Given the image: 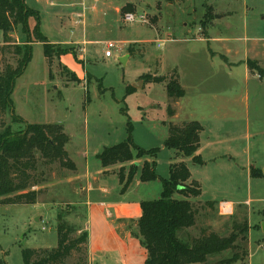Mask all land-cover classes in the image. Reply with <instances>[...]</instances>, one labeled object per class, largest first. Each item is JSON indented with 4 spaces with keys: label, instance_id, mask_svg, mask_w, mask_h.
<instances>
[{
    "label": "rangeland",
    "instance_id": "1",
    "mask_svg": "<svg viewBox=\"0 0 264 264\" xmlns=\"http://www.w3.org/2000/svg\"><path fill=\"white\" fill-rule=\"evenodd\" d=\"M88 1L91 4L96 3L94 0ZM110 2L113 8L108 10L109 13L105 14L104 18L106 32L98 45L91 46L93 48L90 50L88 61L80 66L81 73L88 74L85 77L86 85H80L81 81L77 75L71 74L59 64L62 55L60 49L51 50L50 62L45 57L44 45L34 43L32 60L23 76L16 81L12 96L18 113L28 123L18 117L14 110H10L4 116L5 127L0 128V133L7 127L13 133H19L29 124L62 125L70 138L66 149L71 160L80 172L88 168L94 172L100 168L96 156L104 148L127 140L130 122L133 125V140L137 146L145 150H161L157 159V172L160 177L167 179L169 161L174 154L173 150L164 148L169 124L181 125L187 122L191 113L197 118L194 120L209 121L211 113L208 107L211 104V96L208 94H224L231 105L238 106L234 107L229 115L238 114L240 117L234 125L230 123L221 133L218 131V134L232 142L230 145L235 149L240 165L246 167L249 162L255 169L264 173V79H260L259 75L248 78L244 64L241 63L249 57L251 62L264 69V46L261 42H255L264 39V0H214L211 3L207 0ZM127 6L128 10L124 11ZM116 8H121V11L115 13ZM235 13L237 14L234 16ZM216 14H226L234 18L232 20V17H229L226 24H223L224 21L219 22L220 26L210 29V23L217 22L214 19ZM129 15L143 16L145 22L126 24ZM209 29V41L200 40L198 37L204 34L206 36ZM246 33H249L248 40ZM21 34L22 40L26 41L27 36ZM108 42L116 44L119 48L112 51L111 58L106 57ZM210 49L239 63L232 70L234 75L224 79L220 85L212 79L216 68L208 63ZM66 52H73V49L67 48ZM123 58L127 60L121 61ZM75 62L78 64L76 60ZM6 63L16 65L11 56H0V69H3ZM177 66H180L179 70L183 72L188 97L182 102L180 120L174 121L168 116L166 84L144 83L139 86L143 82L142 76L169 78L175 73ZM68 83L69 87L66 88L65 84ZM129 87L135 91L127 95ZM200 88L205 90L204 95L209 98L205 104L198 103L201 95L197 93ZM190 106H194V110L191 111ZM207 130L210 137L215 135L210 128ZM233 138L238 140L234 142ZM37 159L36 175L40 183L31 189L40 192L37 204H0V260L4 259L7 264H25L22 252L26 249L56 248L58 214L76 230L74 237L86 232L83 230V211H79L85 202L83 194H74L81 188L75 179L78 171L65 169L60 163L46 166L40 155ZM187 165L196 169L191 162ZM126 169L128 172L129 166ZM152 183H143L141 188H136L127 199L142 196L146 200H158L163 191L157 194L147 189L156 185L163 190V186L160 182ZM119 185L120 182L115 178L111 182V189H118ZM228 193L207 189L198 201L201 205H206L209 198L216 197L220 200L244 203L236 205L238 207L234 214L232 211L226 213L225 209L219 208L215 212V209L212 211L205 208L200 211L196 226L179 232L178 237L188 242L197 238L200 230L208 228L221 237H228L234 224L247 223L248 244L242 239L245 234L240 233L236 252L243 257L246 251L248 256L245 255L237 264H264L263 224L260 226L264 219V187L260 188L254 183L253 186H248L246 182L244 191L240 190V197L236 193ZM175 198L183 199L178 194ZM247 201L250 203L247 204ZM125 225L130 231L135 230L136 225L130 222H125ZM87 250L88 254L74 253L64 264H79L83 259L90 264L89 249ZM141 251H146L143 246ZM233 255V251H225L210 256L207 264H219ZM137 259V264H144V256L138 255Z\"/></svg>",
    "mask_w": 264,
    "mask_h": 264
},
{
    "label": "trees",
    "instance_id": "2",
    "mask_svg": "<svg viewBox=\"0 0 264 264\" xmlns=\"http://www.w3.org/2000/svg\"><path fill=\"white\" fill-rule=\"evenodd\" d=\"M27 0H0V56H11L16 65L6 63L0 69V128L5 127L4 116L13 110V92L16 81L23 76L32 60V45L42 43L47 60L51 58V50L58 48L63 55L69 54L67 48L49 45L40 30L39 13L28 7ZM184 1V0H180ZM199 1V0H191ZM206 1V0H201ZM128 10V6L123 9ZM34 19L37 25L30 29L29 21ZM21 32L27 36V40L19 43L15 34ZM65 50V51H64ZM132 52V51H131ZM133 53H131L132 55ZM248 67L252 75H259L264 79V69L258 64L248 61ZM141 79L145 84H166L168 96V116L176 114L174 104L185 96V90L181 86L180 78L175 73L167 77L145 75ZM135 89L127 88V95ZM203 126L197 122H185L181 125L169 124L168 138L164 148L175 151L169 166V178L164 179L157 173V159L159 148L145 150L134 143L133 125L129 122L127 140L121 144L106 147L97 155L103 169L133 163L143 158L150 161L143 163L141 169L134 164L125 167L118 172L105 171L104 176L117 174L122 194H125L130 185L140 172L142 183L160 182L163 192L158 200L143 201L140 205L141 217L135 227V235L147 252L145 264H207L209 257L233 251L232 258L220 261L219 264H237L243 257L236 252L240 233L248 244L249 225L234 224L228 237H221L209 229L200 230L197 238L188 242L180 240L178 233L194 228L197 224L200 211L209 208L215 209V203L209 202L201 205L196 202L201 194L200 183L193 180L192 173L184 162L192 159L196 166H204L206 163L198 154L201 146V134ZM70 142L65 129L59 124H34L27 125L26 129L19 133H13L9 127L0 133V204L10 205H36L40 192L31 191L40 182L36 175L38 171V159L46 166L60 163L61 167L73 172L77 171L75 163L69 158L66 149ZM253 177L262 176L260 171H252ZM183 199L178 200L175 195ZM58 246L54 249H26L22 256L25 264H64L74 253L88 254V234L82 233L74 237L76 230L67 224L63 216L58 214ZM0 264H7L4 259ZM79 264H88L86 259Z\"/></svg>",
    "mask_w": 264,
    "mask_h": 264
},
{
    "label": "crops",
    "instance_id": "3",
    "mask_svg": "<svg viewBox=\"0 0 264 264\" xmlns=\"http://www.w3.org/2000/svg\"><path fill=\"white\" fill-rule=\"evenodd\" d=\"M172 1L180 2V0H171V2ZM185 1L186 0L183 2ZM207 1L209 3L214 2V0ZM26 3L29 8L39 13L40 30L49 45L73 49V52L60 56L59 64L71 74L77 75L81 81L80 85L85 86L87 83L85 77L88 76V74L84 72L81 73L80 66L88 61L91 53L90 50L93 48L91 46L98 45L101 41L100 38L104 36L106 32L105 14L107 15L109 11H111L110 9L113 8V4L110 0H98L95 4L89 3L88 0H27ZM120 11L121 8L115 9V13ZM244 12L246 13V11ZM236 14L237 13H235L234 16ZM229 17H232V20L234 18L233 16H227L226 14H216L214 19L215 22H217L210 23V29L220 26L219 22L223 23L224 21L223 24H226V20ZM36 25V20L31 19L29 21L31 30L34 29ZM210 29L207 31L206 36L204 34V36L198 38L202 41H209ZM245 32H247V29H245ZM248 36L249 33H246L245 37L247 40L249 39ZM15 39L19 43L23 42L21 32L18 31L15 34ZM255 42H261L264 46V39ZM250 59L251 58L248 57L246 61L241 62L244 64L246 76L248 78L256 76L252 75L249 70L248 61H250ZM208 63L209 66L216 68V74L213 73L214 77L212 79L217 85L223 83L224 79L233 76L234 72H232V70L239 65V63L229 59L225 54L213 49L209 50ZM179 67L180 66H177L176 71L180 78L181 86L185 90L186 86L183 82V72H180ZM65 86L68 88L69 83L65 84ZM197 94L201 95L198 103L205 104V102L209 100V98L204 95L205 90H201L200 88ZM208 95L211 96V99L209 100L211 104L208 107V111L211 113L209 121L194 120L197 118L192 113L189 118H187V122L197 121L204 128V131L201 134V146L198 154L206 164L204 166H196L193 164L191 158L184 160L186 164L191 162L193 167L196 168L189 169L192 173L193 180L198 181L202 187L200 198L205 195V190L207 189L216 192H225L227 194H229L228 192L236 193V195L240 197V190L244 191L246 182L248 183V186H253L254 183V185L256 184V186H259L260 188L264 187V173L259 169H255L249 164V162L246 167L245 165H240L237 156L235 155V149L230 145L232 142L228 138H223L222 134H218V131L221 133V131L229 126L230 123L234 125V122L239 121L240 115H229L234 110L233 108H238V106L235 104L231 105L229 99L224 96V94L219 95L214 93ZM187 97L188 93L185 90V96L179 102L174 104L173 108L175 109L176 114L171 118L174 121L180 120L183 111L182 102L183 100H186ZM196 104L197 103H195L194 106H196ZM194 106H190V110H194ZM13 110L15 114H18H16L18 117L27 122V120L18 113L14 100ZM242 118H244V115ZM209 128L215 133V135H212L211 137L209 136L207 130ZM233 139L234 142L238 140L235 138ZM174 156L175 151L173 157ZM172 159L169 161V165L171 164ZM146 161H150V159L145 158L141 161L129 163V165L124 164L111 167L108 170L103 169L100 163V168L94 172H91L89 168L84 172H80L77 168L78 175L75 179L79 182L81 188L77 193L74 192V194H77L78 196L83 194L82 197L85 201L82 203V209L79 211H83L82 218H84L85 221V227L83 230L88 234L90 264H137L136 261L138 260V255L144 256L145 264L147 252L141 251L142 245L140 240L136 237L135 231H130V228L125 225V222L137 225L138 220L141 217V203L143 201H151L142 198V196L134 198L129 197L127 199L128 195L130 196V194L134 193L136 188H141L143 184L140 181V172L125 194H122L121 192V185H119L118 189H111L112 180H115L116 178L119 181L118 175L110 174L104 176V172L110 171L116 173L118 169L120 170L123 167L127 168L134 164L139 165L141 169L143 163ZM253 169L260 171L262 176L253 177ZM232 181H236V183H232ZM151 183L152 182L146 183V185H150ZM154 186L155 187H148L152 189L147 190H153L157 194L163 191L161 187ZM144 190H146V188ZM209 199L210 200L207 201L215 203V212L218 211L219 208H230L234 214L236 207H238L236 205L244 204L241 202L220 200V198L216 197ZM196 202L199 201L197 200ZM246 203L249 204L250 201H247ZM261 224H264V219L263 222L260 223V226Z\"/></svg>",
    "mask_w": 264,
    "mask_h": 264
},
{
    "label": "built area",
    "instance_id": "4",
    "mask_svg": "<svg viewBox=\"0 0 264 264\" xmlns=\"http://www.w3.org/2000/svg\"><path fill=\"white\" fill-rule=\"evenodd\" d=\"M94 1L98 2V0H94ZM137 22H145L143 16L135 17L134 15H129V16H127L126 21H125L126 24H134V23H137ZM200 31H201V29H200ZM160 46H161V45H160ZM160 46H159V47H160ZM106 48H107V51H106V57H108V58H111V57L113 56L112 51H113L114 49H119V48L117 47V45L114 44V43H112V42H108V43L106 44ZM223 209H225L224 211H225L226 213H230V212H231V209H230V208H223Z\"/></svg>",
    "mask_w": 264,
    "mask_h": 264
},
{
    "label": "water",
    "instance_id": "5",
    "mask_svg": "<svg viewBox=\"0 0 264 264\" xmlns=\"http://www.w3.org/2000/svg\"><path fill=\"white\" fill-rule=\"evenodd\" d=\"M127 58H128V57H127ZM124 60H127V59H125V58L121 59V61H124ZM143 84H144V82H142V83L140 84L139 87H141ZM136 87H137V86H136ZM139 87H138V88H139ZM263 230H264V224H263Z\"/></svg>",
    "mask_w": 264,
    "mask_h": 264
}]
</instances>
